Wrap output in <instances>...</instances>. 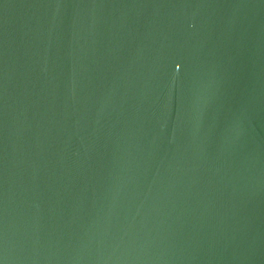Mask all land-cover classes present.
Wrapping results in <instances>:
<instances>
[{"label":"water","instance_id":"obj_1","mask_svg":"<svg viewBox=\"0 0 264 264\" xmlns=\"http://www.w3.org/2000/svg\"><path fill=\"white\" fill-rule=\"evenodd\" d=\"M0 264H264V0H0Z\"/></svg>","mask_w":264,"mask_h":264}]
</instances>
